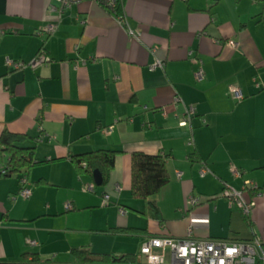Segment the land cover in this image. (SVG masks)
I'll use <instances>...</instances> for the list:
<instances>
[{"label":"crops","instance_id":"obj_1","mask_svg":"<svg viewBox=\"0 0 264 264\" xmlns=\"http://www.w3.org/2000/svg\"><path fill=\"white\" fill-rule=\"evenodd\" d=\"M122 7L139 38L91 0L63 11L55 0H0V136L28 134L36 160H50L26 172L36 186L28 198L36 202L46 183L87 186L93 178L79 175L71 156L111 149L118 154L103 211L112 234L132 238L110 253L140 259L148 237L185 238L190 228L196 238L264 241V0H122ZM47 24L57 30L39 33ZM41 48L48 61L30 66ZM8 59L27 65L15 68ZM158 60L163 66L153 69ZM198 60L201 81L194 75ZM231 85L242 100L231 96ZM189 106L195 114L182 126ZM136 151L167 156L170 182L150 198L160 216L131 194ZM204 166L211 172L201 176ZM7 177L0 175V262H23V253L35 252L41 262L77 263L47 258L46 247L17 233L21 217L14 215L18 201H10L15 187ZM246 180L253 184L247 190ZM226 188L254 201L249 217L221 195ZM192 196L199 198L195 205ZM65 200L72 205L66 212L78 210L76 196ZM57 203L51 199L53 211L44 215L59 214Z\"/></svg>","mask_w":264,"mask_h":264},{"label":"built area","instance_id":"obj_2","mask_svg":"<svg viewBox=\"0 0 264 264\" xmlns=\"http://www.w3.org/2000/svg\"><path fill=\"white\" fill-rule=\"evenodd\" d=\"M59 6L60 10L68 8L73 4L79 3L83 0H55ZM98 3L100 6L108 10L114 17L117 18L118 23L125 28L129 33L135 37L139 38L140 31H135L128 26L127 18L125 13H117V9L122 6V0H91ZM51 10H58L55 5L50 6ZM57 30V25L47 24L45 25L39 33L41 34H53ZM237 44H234L236 46ZM48 61L46 56V51L41 48L39 50L36 58L29 65L32 67L44 64ZM199 61V60H198ZM200 62L199 68L195 71V78L201 81L205 77V70ZM9 66L15 68H23L27 64L23 62H15L12 60H7ZM157 66H163L161 61H157L153 64L152 68ZM229 92L231 96L240 101L244 98L243 92L235 85L229 87ZM176 103L181 102V98L176 95ZM195 114V108L189 106L187 108L186 116L180 121V125L185 126L190 121L192 116ZM108 131H111L109 129ZM211 170L204 166L200 169V175L205 176L210 173ZM1 175H7L8 169L2 167L0 169ZM177 175L180 177L182 172H178ZM22 187L19 190V195L24 198H28L32 190L26 183L27 180H22ZM253 184L249 180L245 181L244 189L247 190L252 187ZM255 187V186H254ZM92 188V187H90ZM222 196L229 199L231 204H236L241 212L249 217L251 209L254 206V201H247L243 197V191L236 190L234 188H226L221 193ZM199 198L192 196L190 198V203L195 205L198 203ZM109 202L108 197L104 198V205ZM67 209H72V205L68 203L66 205ZM30 245H37L36 240H28ZM141 255L144 257L145 264H264V241L259 238H254L251 241H230L224 239H202L193 236L192 228L189 229L188 235L185 238H175L171 236H151L148 237L141 245Z\"/></svg>","mask_w":264,"mask_h":264},{"label":"rangeland","instance_id":"obj_3","mask_svg":"<svg viewBox=\"0 0 264 264\" xmlns=\"http://www.w3.org/2000/svg\"><path fill=\"white\" fill-rule=\"evenodd\" d=\"M26 176L25 173L22 172L6 178L10 180L15 187V190H13L10 196V201L12 204L18 201L14 215L21 217V219H16L18 220L16 224L18 225L17 227L22 228L17 231V233L20 236L25 235V237L30 240L34 239L38 241L40 247H46L45 251L49 253V257L47 258L61 262L73 259L74 257L71 249L74 245H87L92 251L94 250L101 253L112 252L111 247H117L116 249L119 250L124 249L121 247L122 242H126L125 246L131 245V235L126 237L130 239H121L118 235L110 232L109 222L107 223V216L105 213L106 211H103L105 210L104 207H107V205H104L103 198L105 186L96 185L93 181L87 184V186L86 184L82 185L79 190H72L64 187L47 185L46 183L44 185L46 191L36 196V198H34L36 202H33L32 198L24 199L19 196L20 186L23 185L22 180H24L23 178ZM26 185L31 188V190L36 188L34 182L29 183L27 181ZM68 196H76L78 198V210L70 212L65 211L68 210L66 208L67 200H65ZM16 197H18L17 200L15 199ZM51 199L58 202L59 208H54V210H59V214L55 216L44 215L46 213L51 214L50 211H53V209L50 210L47 208V204L50 203ZM37 213H42V216L34 220H27L31 215H39ZM31 226L33 228H41L40 232L45 236L39 238L34 231L29 229ZM143 259V256H141L139 259L140 262L144 263Z\"/></svg>","mask_w":264,"mask_h":264},{"label":"trees","instance_id":"obj_4","mask_svg":"<svg viewBox=\"0 0 264 264\" xmlns=\"http://www.w3.org/2000/svg\"><path fill=\"white\" fill-rule=\"evenodd\" d=\"M116 11L121 13L122 6L119 5ZM30 138L28 134L24 133H14L9 130L2 132L0 136V160L6 159L4 162V167L8 169L6 176L17 175L22 172L26 176V172L33 166L50 161L36 160L35 147L26 144ZM117 154L118 151L111 149H96L72 155L71 162L79 175H88L93 178L94 171L99 169L103 176L102 186H105L109 182ZM43 181L40 179L37 183ZM169 182L166 155L148 154L141 151L132 153L131 194L134 198L143 199L147 202L157 216H160L159 207L150 198L159 194ZM71 252L77 263L142 264L137 254L101 253L83 246H73ZM21 261L40 263L41 257L35 252H25L21 255Z\"/></svg>","mask_w":264,"mask_h":264},{"label":"water","instance_id":"obj_5","mask_svg":"<svg viewBox=\"0 0 264 264\" xmlns=\"http://www.w3.org/2000/svg\"><path fill=\"white\" fill-rule=\"evenodd\" d=\"M93 180L96 185L103 184V176L99 169H96L93 173ZM0 264H88V263H58V262H40V263H32V262H0ZM108 264H116V263H108Z\"/></svg>","mask_w":264,"mask_h":264}]
</instances>
